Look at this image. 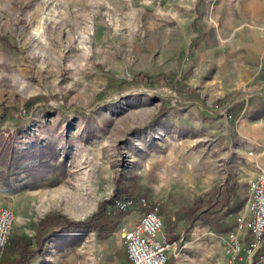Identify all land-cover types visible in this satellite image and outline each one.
I'll list each match as a JSON object with an SVG mask.
<instances>
[{
  "label": "rangeland",
  "instance_id": "rangeland-1",
  "mask_svg": "<svg viewBox=\"0 0 264 264\" xmlns=\"http://www.w3.org/2000/svg\"><path fill=\"white\" fill-rule=\"evenodd\" d=\"M262 68L264 0H0V140L44 154L0 166L11 235L84 220L127 179L133 199L159 203L167 238L171 228L207 243L198 264H248L226 233L194 221L191 237L184 215L201 197L227 223L250 221L247 185L264 169ZM68 232L88 231L53 236L29 264H100L58 250Z\"/></svg>",
  "mask_w": 264,
  "mask_h": 264
},
{
  "label": "trees",
  "instance_id": "trees-1",
  "mask_svg": "<svg viewBox=\"0 0 264 264\" xmlns=\"http://www.w3.org/2000/svg\"><path fill=\"white\" fill-rule=\"evenodd\" d=\"M261 75L264 76L263 68L261 69ZM137 78H139L140 81H145L146 84H152L156 81L165 79L163 75H158L155 77H139L138 75ZM218 105L219 103L215 104V106ZM262 107H264V99L260 104V108ZM33 152L27 151L25 154L19 156L18 152L14 151L10 145L5 146V143L3 144L2 140H0V166L9 168L12 164H14L16 165L14 167L16 170L23 159L29 160L34 156L39 159L40 163L44 158V154H35ZM41 168H43L41 173L45 174L49 172L47 163H43ZM0 178H2L3 182L8 184L5 170L0 171ZM126 180L127 179H117L115 191L112 197L108 200L102 201L97 211L84 220H70L64 218L63 221H59L56 217H53L54 221H49L50 218L40 221L33 238L27 235L13 233L2 250L0 264H29L31 258L36 253H41L43 251L46 241L50 240V238L53 236H60L61 233L69 228H75L81 230L82 232L95 231L96 237L100 239L108 237L116 229L120 219L127 212L118 210L115 206L116 202L126 198L135 197L132 184L127 183ZM229 200L230 196L228 194L226 196L225 202L227 203ZM201 203L202 198H197L193 204L186 209L184 215L185 219L187 220L185 231H190L194 221H199L203 225H207L213 229L215 233H226L233 228L235 221L233 223H227V221H225L226 213L218 215L216 211L212 210L215 207L214 203H212L208 208H203ZM167 234L169 239L177 238V235L173 233L171 228ZM260 251H264V237L262 246L258 253Z\"/></svg>",
  "mask_w": 264,
  "mask_h": 264
},
{
  "label": "built area",
  "instance_id": "built-area-1",
  "mask_svg": "<svg viewBox=\"0 0 264 264\" xmlns=\"http://www.w3.org/2000/svg\"><path fill=\"white\" fill-rule=\"evenodd\" d=\"M247 186L250 221L244 224V217L238 216L233 228L226 232V238L233 254L242 249L248 264H264V251L258 253L264 237V169H260ZM115 206L121 211L135 207L142 209L140 218L132 227L119 229L129 264H166L174 242L162 233L164 218L159 203L140 197L119 200ZM13 218L10 209L0 206V253L11 236ZM243 230L246 231L240 239L238 234ZM231 258L234 261L236 256Z\"/></svg>",
  "mask_w": 264,
  "mask_h": 264
},
{
  "label": "crops",
  "instance_id": "crops-1",
  "mask_svg": "<svg viewBox=\"0 0 264 264\" xmlns=\"http://www.w3.org/2000/svg\"><path fill=\"white\" fill-rule=\"evenodd\" d=\"M142 209L135 207L126 212V214L120 219L116 229L104 239H96L93 231H88L83 234L81 240H76V233L68 232L67 243L62 245V249L70 252H76L79 248H83L84 257L91 260L95 259V256H99L100 264H129V259L126 253L123 239L120 236L119 229L121 227H132L140 218ZM200 229H197L196 234L198 237ZM195 233V227L191 228V237ZM174 242L171 250L169 251V259L166 264H198L200 260V247L207 248L205 242H194V239L188 241L179 239H170ZM65 241V240H64ZM59 242H61L59 240ZM59 243L57 242L56 245ZM53 245V243H52ZM45 256V255H44ZM41 259L43 257L40 256ZM49 257L45 256V259ZM51 260V259H50Z\"/></svg>",
  "mask_w": 264,
  "mask_h": 264
}]
</instances>
